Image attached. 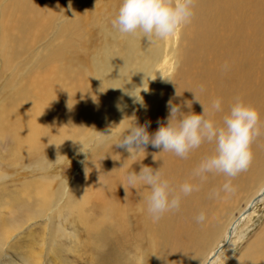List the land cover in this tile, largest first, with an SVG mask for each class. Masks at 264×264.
Masks as SVG:
<instances>
[{"label":"rangeland","instance_id":"rangeland-1","mask_svg":"<svg viewBox=\"0 0 264 264\" xmlns=\"http://www.w3.org/2000/svg\"><path fill=\"white\" fill-rule=\"evenodd\" d=\"M118 6L119 0H0V109L4 108L10 117L8 121V116L0 115V125L4 129L0 133V173L8 176V179L0 180V221L13 223L9 233L0 232V237H7L0 246V263L152 262L153 254L148 245L155 228L147 221L148 229H145L141 221L142 212L131 199L123 203L122 221L114 229L120 230L116 235L121 233L122 237L114 253L108 255L109 227L106 228L104 243L100 244L98 237L90 235L94 232L87 229L76 206H69V198L75 202L73 192L77 183L83 181L90 171L95 170L103 180L100 189L112 183L114 176L121 172L115 169L116 162L128 152L115 144L131 121L135 119L138 124L148 122L147 131L150 134L157 129L153 119L161 93L166 88V82L161 83L169 75L173 77L183 66L188 67L183 62L185 55L179 51L187 27H198L201 35L208 34L212 39L224 38L228 35L231 19L239 21V14L227 17L210 9H194L190 22L163 39V45L159 48L161 50L155 57H147L150 61L143 68L141 76L131 81L133 86L130 90L142 97L146 107L142 108L128 98L126 102H120L123 107L118 111L109 102L105 103L101 96L103 93L100 94L98 88L94 89L96 83L92 84L94 67L99 63H102L98 68L103 71L108 87L114 86V89L126 66L137 70L133 58H136L135 53L139 51L141 42H133L132 49L128 36H122L110 24ZM191 38L194 42L202 41L198 37ZM205 52L206 49L198 51V47H195L197 56L202 57ZM138 53L141 57L144 54L142 51ZM194 59L192 55L191 61L194 62ZM34 73L45 76L34 78ZM184 73L188 75L191 71L186 70ZM82 80L85 84H81ZM125 83L126 80L120 82L121 85ZM146 87H158L161 92L149 102ZM51 90L54 92L51 93ZM67 90H71L72 94ZM25 106L29 108L28 115L20 109L11 110L13 107ZM149 108L153 110L149 111ZM39 111L44 112L45 127L34 150H31L33 152L25 155L17 147V142L19 139L23 141L27 128L32 126L27 119H39ZM259 122L262 134L264 121ZM108 128H113L112 135L101 140L99 132L105 133ZM79 142H83V148ZM213 147L208 142L202 149L195 150L192 162L197 165V161L210 153ZM81 148L85 153L80 151ZM140 154L145 161L142 152ZM172 161L176 167L179 166V159L173 158ZM45 179L50 182L51 192L56 196L50 207L43 211L40 209L43 196L40 191L37 196L32 192L34 182L41 186ZM203 180L199 177L197 183L194 182L195 198L199 197L198 189L204 185ZM254 181L255 184L249 182L229 198L224 208L218 210L220 213L214 218L212 236L206 237L198 247L201 252L213 238V243L200 262H206L208 252L213 250L217 251L210 259V264L252 262L249 246L264 231V195L253 206L247 208V205L264 183V168ZM181 182L179 179L170 185L176 187ZM210 188L205 187L207 191ZM25 190L29 196L22 197V200L28 209L25 214H20V219L19 212L14 208V199L19 198ZM100 199L99 193L93 195L83 208L89 221H92L93 216H98L96 208ZM244 209L245 214L242 213ZM241 213L243 217L235 225L233 234L222 242L220 227L223 226L225 230ZM261 258L264 262V256Z\"/></svg>","mask_w":264,"mask_h":264},{"label":"bare ground","instance_id":"bare-ground-1","mask_svg":"<svg viewBox=\"0 0 264 264\" xmlns=\"http://www.w3.org/2000/svg\"><path fill=\"white\" fill-rule=\"evenodd\" d=\"M194 9H210L227 17H234L239 14V21L231 19L230 27L227 32L228 35L224 38L213 37L212 39L208 34L203 33L201 35V29L198 27H187L186 35L183 36V41L181 40L183 43L182 48L179 51H181L180 54L185 55L183 62L186 63L188 67L183 66V68L177 70V73L174 74L173 77L169 75L167 80L161 83L164 84L166 82V88L162 91L163 94L161 93V99L153 123L158 126V118L161 122H165V117L168 114L166 101H168L170 97L173 98L174 103L183 100L192 101V110L196 114H200L202 112V106L199 102L194 100V94L206 108L210 107L213 98L218 97L221 99L222 111L216 112L211 116V118L216 121L221 120L233 99L239 97L243 102L256 109L259 115L258 124L260 120L262 123V121H264V0H194L193 10ZM126 37L129 44L132 43L130 46L132 49L134 48V43L141 42L138 47L139 51L135 53L137 56L133 58L135 62L133 64L137 65V70L127 68L126 66L122 71V78H119L117 81L118 86L116 89H114V86L108 87L103 71H100L98 68L102 63L94 67L95 70L92 75V84L96 83L95 86L93 85L94 89L97 90L98 88V90H101L99 93H103L101 95L103 97L102 99L105 103L109 102L111 107H115L116 102H114V99L121 98L120 102L124 103L130 98L128 95L124 94V91H131L130 89L133 86V82L131 81H135L137 77L141 76L143 68H145L150 61L147 57H155L157 52L161 50H159V48L163 45L162 40H155L151 43L147 42L140 33L134 35L128 34ZM191 37H198L202 39V41L194 42ZM4 38L7 39V37ZM221 39L225 40L223 41ZM196 46L198 47V51L206 49L202 57L195 54ZM141 51L144 52L142 57L138 53ZM190 52L192 53L188 54ZM177 53L179 55V52ZM192 55H194L195 58L194 62L191 61ZM67 56H69L68 53ZM190 66L191 69H188ZM186 70H190L191 73L186 75V73H184ZM33 76L34 78H44L45 74L34 73ZM123 80H126V83L121 85L120 82ZM87 83L91 84L89 81H87ZM81 84H85L84 80L81 81ZM145 89L148 91L146 97L149 99V102L154 100L158 92H161L158 87L154 89L146 87ZM53 92L54 90H51V93ZM67 92L72 94L71 90H67ZM176 92L180 94V96H175ZM12 109H20L21 112L28 115V106L22 108L13 107L11 110ZM152 110L153 109L149 108V111ZM182 110L187 111V108H183ZM132 112L133 111H131L130 114H132ZM0 115L1 117L5 115L8 116L4 108L0 109ZM38 118L39 119L29 117V119H27V121H31L32 126L27 128L28 132L25 134L23 141L19 139L17 142L19 143L17 147H19L21 153L25 155L28 154V152H33L31 150H34L39 141V135L43 132V128L45 127L43 124L45 123L43 111H39ZM7 120H10L9 116ZM14 125L17 126L16 123H14ZM3 131L4 129L0 125V133H3ZM207 144L208 142H203L199 148L192 150L185 159H181L171 152L153 148L150 144L145 148L146 154L141 151L146 162L140 153L135 157H129V153L125 156H121L117 160L115 167V169L121 172L114 176L112 183L100 189L103 180L95 170L90 171L83 181L77 183L78 185L73 192L75 202H72L69 198V206H76L80 212V218L84 220L83 222L87 229L94 232L90 235L92 237H98L100 244L104 243L107 233L106 228L109 227V238L107 240L109 245L108 255L114 253L122 237L121 233L116 235L120 230L117 231L114 229L117 227H115V225L122 221V205L125 200L129 198L142 212L141 221L145 229H148L146 227L147 221L155 228V230H153L154 234L150 238L148 245V249L153 254L151 264H210V259L217 250L215 252H213L214 250L208 252L206 262H200V260L213 243V238L201 252L198 251V247L206 237L212 236V231L215 230L214 218L220 213L218 210L224 208L229 198L236 194L237 191L243 189L249 182L252 181L254 184L256 183L255 181L257 179L255 181L254 179L260 176V172L264 168V132L259 134L252 141L250 146L252 160L247 170L231 178L233 191L230 193L220 191L218 195L213 196V190L219 189L225 177L223 174L219 173H207L203 178L205 180H203L204 185L198 189L199 197H194V188L191 193L181 197L178 210L165 212L158 220L154 221L151 218L146 210V204L140 196V192L146 191V189L139 187L137 189H131L126 182L128 170L131 169L134 172H139L140 165L143 164L153 169L161 168L164 177L169 180L170 184L174 185L175 182L180 179L183 182L188 181L194 185V182L197 183L199 177L193 175L196 163L192 162V154L195 150L202 149L201 147ZM139 157L142 159L141 161H139ZM173 158L179 159L178 167L173 163ZM173 175L177 177H173ZM259 180L260 178L257 182ZM206 186L211 188L207 191L205 189ZM33 191L32 193L36 196L40 191L41 196H43L40 209L43 211L47 210L56 196L51 192L50 182L47 180L42 181L41 186L34 182ZM98 193L101 195L98 207L96 208L98 216H93L92 221H89L83 213V208L89 199ZM21 194L19 198L14 199V208L19 212L18 216L20 219L22 218L20 214H25L28 209L23 203L22 197L29 196L26 190ZM262 195H264V183L259 186L255 197L249 201L247 208L257 203ZM246 209H244V212L242 211L243 214H245ZM200 211L205 213V220L198 224L195 221V216ZM242 213L235 218L225 230H223V226H219L221 228L220 233L222 232L221 234H223L222 242L233 234L235 225L238 224L243 217ZM209 220L212 221L208 222ZM12 224V222L1 220L0 232L9 233L12 230ZM6 239L7 237L4 239L0 237V240H2L0 246L6 242ZM221 243H219V245ZM249 251H252L249 253L253 255L251 257L252 262H243L241 264H264L261 258L264 256V231L260 233L258 239L249 246ZM192 257L193 259L191 261ZM0 264L8 263L2 262Z\"/></svg>","mask_w":264,"mask_h":264},{"label":"clouds","instance_id":"clouds-1","mask_svg":"<svg viewBox=\"0 0 264 264\" xmlns=\"http://www.w3.org/2000/svg\"><path fill=\"white\" fill-rule=\"evenodd\" d=\"M193 5L194 0H119V6L110 24L122 35L140 33L147 42L151 43L171 36L181 25L190 22ZM124 94L128 95L134 104H139L142 108L146 107L142 97L135 95L134 90L124 91ZM175 96L178 97L180 94L176 92ZM120 99L117 98L115 103L118 111L123 107ZM194 100L202 106L200 114L192 110V101L183 100L174 103L173 98L170 97L166 101L168 114L165 122H161L158 118V127L154 132L150 134L147 131L148 122L138 124L134 119L123 130L115 145L124 148L129 153V157H135L141 151L145 153V148L150 144L153 148L171 152L185 159L203 142H209L214 147L210 153L201 157L193 170V175L203 179L207 173L223 174L224 182L218 190H213L212 195L216 196L220 191L230 193L233 191L231 178L247 170L251 163L250 146L253 139L260 134L258 112L239 97H235L221 120L216 121L211 116L222 111L220 98H213L208 108L196 98L195 94ZM183 108H187V111L182 110ZM112 129H106L105 133L99 132L100 139L110 137ZM79 143L83 148V142ZM82 148L80 151L84 152ZM6 179H8L7 174L0 173V180ZM126 182L131 189L138 187L146 189L140 192V196L154 221L165 212L178 210L181 197L194 190V186L188 181L173 187L164 177L161 168L153 169L143 164L140 165L139 172L128 170ZM204 220L205 213L200 211L195 216V221L199 224Z\"/></svg>","mask_w":264,"mask_h":264},{"label":"water","instance_id":"water-1","mask_svg":"<svg viewBox=\"0 0 264 264\" xmlns=\"http://www.w3.org/2000/svg\"><path fill=\"white\" fill-rule=\"evenodd\" d=\"M262 196H263V195H262ZM262 196H261V197H262ZM261 197H260L259 199H261Z\"/></svg>","mask_w":264,"mask_h":264}]
</instances>
